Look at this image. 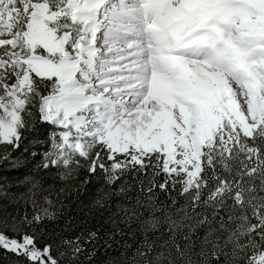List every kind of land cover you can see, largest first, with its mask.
Listing matches in <instances>:
<instances>
[{
  "label": "snow or ice",
  "instance_id": "obj_1",
  "mask_svg": "<svg viewBox=\"0 0 264 264\" xmlns=\"http://www.w3.org/2000/svg\"><path fill=\"white\" fill-rule=\"evenodd\" d=\"M16 2L0 0V249L264 264V0ZM73 203L98 226L48 235Z\"/></svg>",
  "mask_w": 264,
  "mask_h": 264
},
{
  "label": "trees",
  "instance_id": "obj_2",
  "mask_svg": "<svg viewBox=\"0 0 264 264\" xmlns=\"http://www.w3.org/2000/svg\"><path fill=\"white\" fill-rule=\"evenodd\" d=\"M47 125L44 126L47 129ZM10 177H15L17 173H9ZM99 181H97V186ZM174 194V193H173ZM160 198L165 199V194L160 193ZM87 204V201L84 202ZM56 215L50 220H46L41 226L48 235L59 236L61 234H72L78 232L82 226L92 228L98 226L99 217H93L88 208L83 204L73 203L70 207L64 209H54ZM98 261L105 259L103 251L98 253ZM0 264H20V258L15 254L9 253L6 250L0 249Z\"/></svg>",
  "mask_w": 264,
  "mask_h": 264
},
{
  "label": "rangeland",
  "instance_id": "obj_3",
  "mask_svg": "<svg viewBox=\"0 0 264 264\" xmlns=\"http://www.w3.org/2000/svg\"><path fill=\"white\" fill-rule=\"evenodd\" d=\"M18 2L15 3V6L18 8H22V4L19 3V0H17ZM2 38H8L7 36L2 37ZM8 46H5L3 48H0V55H3V53L7 50Z\"/></svg>",
  "mask_w": 264,
  "mask_h": 264
},
{
  "label": "bare ground",
  "instance_id": "obj_4",
  "mask_svg": "<svg viewBox=\"0 0 264 264\" xmlns=\"http://www.w3.org/2000/svg\"><path fill=\"white\" fill-rule=\"evenodd\" d=\"M18 2V1H17Z\"/></svg>",
  "mask_w": 264,
  "mask_h": 264
}]
</instances>
